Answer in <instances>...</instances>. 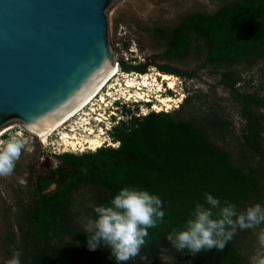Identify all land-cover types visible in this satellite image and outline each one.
<instances>
[{"label": "trees", "instance_id": "1", "mask_svg": "<svg viewBox=\"0 0 264 264\" xmlns=\"http://www.w3.org/2000/svg\"><path fill=\"white\" fill-rule=\"evenodd\" d=\"M166 40V53L176 59L201 57L228 67L262 55L264 49V0H237L212 14L192 12L170 29L156 28ZM150 64L124 66L126 73L144 74ZM163 74L191 77L165 65L152 64ZM240 78L225 69L219 84L241 106L244 121L242 152L237 162L212 143L207 125L176 121L165 112L133 117L115 129L116 149L100 148L94 153L56 156L59 166L36 178L32 200L23 215L20 261L25 264H117L108 246L91 251L84 227L71 210V196L79 186L93 189L86 217H95V206L108 204L122 187H138L158 195L165 216L162 223L148 230L139 255L126 264H156L169 254L177 262L191 264H250L242 253L252 230H238L223 250L215 248L192 255L176 251L166 236L182 230L194 205L203 203L206 193L223 204L233 202L238 210L254 203L264 205V95L247 94L237 88ZM186 102V99L183 101ZM212 115L209 128L219 122ZM220 130V129H219ZM55 184L51 192H45ZM71 238L78 247L65 243Z\"/></svg>", "mask_w": 264, "mask_h": 264}, {"label": "rangeland", "instance_id": "2", "mask_svg": "<svg viewBox=\"0 0 264 264\" xmlns=\"http://www.w3.org/2000/svg\"><path fill=\"white\" fill-rule=\"evenodd\" d=\"M233 1L237 0H119L110 8L107 17L109 44L113 51L112 62H119L121 67L150 64L144 73L150 75L149 77L158 72L152 64L165 65L192 74L191 77L170 75L174 78V89L162 91V95L171 96L175 100H180V103L176 108L171 103L172 109L165 113L172 115L176 121L207 125L205 128L209 140L238 162L242 155L239 143L244 127L240 115L241 106L219 84L220 74L228 69L239 76L240 81L236 85L239 91L264 95V49L262 55L256 54L255 57L226 67L222 64L210 63L204 56L176 59L166 53V40L155 33L156 28L170 29L188 13L212 14ZM119 73L122 82L125 72ZM132 73L137 76L139 74ZM184 99H186L185 103ZM153 100L154 98L150 105H129L125 112L134 111L140 118L144 117L155 112L150 108ZM139 110L144 114L141 115ZM262 113L264 114V110ZM212 115L218 118L220 130L218 124L209 128L208 123ZM5 128L9 130L0 139L15 135L24 141L25 147L12 175L6 178L0 177V264H7L13 250L21 253L23 215L32 200V185L37 177L57 167L59 161L56 156L61 155L52 154L54 149L51 147H42L38 139L29 132L23 131L19 123L8 124ZM262 146L264 148V129ZM101 148L111 147L101 146ZM88 153L94 152L83 154ZM55 187L56 185L52 184L45 192H51ZM92 195L93 189L82 185L71 196V210L82 227L88 219L84 209L89 205ZM261 229H264V224L252 230L251 238L242 246V253L250 262L251 257L259 250L258 233ZM63 241L79 246L71 238L64 237ZM21 264L25 263L22 261ZM156 264L191 263L177 262L169 254L164 253L158 257Z\"/></svg>", "mask_w": 264, "mask_h": 264}, {"label": "water", "instance_id": "3", "mask_svg": "<svg viewBox=\"0 0 264 264\" xmlns=\"http://www.w3.org/2000/svg\"><path fill=\"white\" fill-rule=\"evenodd\" d=\"M119 0H0V130L44 129L110 69Z\"/></svg>", "mask_w": 264, "mask_h": 264}, {"label": "clouds", "instance_id": "4", "mask_svg": "<svg viewBox=\"0 0 264 264\" xmlns=\"http://www.w3.org/2000/svg\"><path fill=\"white\" fill-rule=\"evenodd\" d=\"M149 105V103H147ZM24 141L13 135L0 139V177L12 175L19 160ZM59 165H57L58 167ZM95 217L84 224L88 248L99 245L111 249L117 264L139 255L146 243L148 230L163 222L165 212L161 198L138 187H122L108 204L95 206ZM264 224V205L254 203L243 210L233 202L221 201L206 193L204 202H197L182 230L166 236L176 251L187 249L192 255L215 248L223 250L238 230L254 229ZM259 250L250 264H264V229L258 233ZM7 264H21L20 253L13 250Z\"/></svg>", "mask_w": 264, "mask_h": 264}, {"label": "bare ground", "instance_id": "5", "mask_svg": "<svg viewBox=\"0 0 264 264\" xmlns=\"http://www.w3.org/2000/svg\"><path fill=\"white\" fill-rule=\"evenodd\" d=\"M120 70L118 67H116L113 62L110 67V69L99 79V81L86 93H84L75 104L72 105L69 109H67L64 114H62L57 120H55L52 124L45 127L44 129L36 130V131H28L30 134L36 136L40 139L42 143L46 141V138L53 132L58 131L59 135H61V142L65 144V146H68L70 142L71 148L68 149L69 151H75V152H84L85 149L91 152L96 151L98 148H100L103 144L102 137L98 136L95 137V139H89L87 138L86 141L83 143H79V146L74 144V142L70 139H73L72 135H70L68 132L60 131V127L67 121L72 120L73 118H76L77 115L82 114L81 112H92L95 111L93 109L94 100L99 96V100H103V88L108 86V91H112L113 89L120 90L121 93H128L129 97L135 96L137 99H145V102L151 103L152 99L154 98L153 104L150 106L152 111L160 112L164 111L167 112L172 109L173 107H177V104L180 103V100H175L171 96H165L162 95L163 92L166 90H172L174 89L175 82L174 78L171 77L168 74H163L160 72H156L152 77H149L148 74L144 75H132L129 74H123L124 79L121 82L119 79V73ZM132 76V77H131ZM159 78V79H157ZM164 88V89H163ZM163 89V90H162ZM154 91V93H153ZM163 91V92H162ZM102 92V93H101ZM153 93V94H152ZM126 95V94H125ZM154 95V96H152ZM89 107V109H87ZM84 115V114H83ZM88 115V114H87ZM82 116V115H81ZM7 126V125H6ZM4 126L0 131V137L5 134L9 128H5ZM5 128V130H3ZM72 133L77 132V128L72 126ZM3 132V133H2ZM71 133V134H72ZM76 137V136H75ZM77 138V137H76ZM87 145L85 148L84 145ZM77 150V151H76ZM63 152H66L64 150Z\"/></svg>", "mask_w": 264, "mask_h": 264}, {"label": "built area", "instance_id": "6", "mask_svg": "<svg viewBox=\"0 0 264 264\" xmlns=\"http://www.w3.org/2000/svg\"><path fill=\"white\" fill-rule=\"evenodd\" d=\"M113 64L118 67L120 72L122 73L121 64L119 62H113ZM132 72L125 74H131ZM141 75V74H138ZM119 89V88H117ZM113 89L112 91H108V86L103 88L104 92L103 94V100H99V96L94 100L93 109L95 111L90 112H81L82 114L77 115L76 118H73L72 120H69L65 122L59 129L60 131L68 132L70 135H72L73 139H70L79 146V143H83L86 141L87 138L89 139H95L96 136L102 137L103 144L102 147H111L112 149H116L119 146V142L113 139V133L115 129L122 127V125L127 124L133 117L140 118L139 114L135 113L134 111H131L130 113L126 110V107H129V105H146L148 102H145V99H137L135 96L129 97V94L121 93L120 90ZM126 94V95H125ZM151 103H149L150 105ZM139 105V106H140ZM89 109V107H87ZM139 113H142L141 110H139ZM84 114V115H83ZM88 114V115H87ZM142 113L141 115H143ZM82 115V116H81ZM146 116V115H144ZM72 126L77 128V132L72 133ZM25 131V130H23ZM82 134H81V133ZM59 132L53 131L47 138L44 143L40 141L39 138L34 136L38 139L39 144L46 148L51 147L52 154H63V153H71V154H83L89 152L85 149L84 152H75V151H69L68 149L71 148V143L68 144V146H65L61 141V135L58 134ZM72 133V134H71ZM53 136V137H52ZM77 138H76V137ZM55 137V139H54ZM87 137V138H86ZM55 147V148H54ZM84 147L86 148L87 145L85 143ZM101 148V147H100ZM98 148V149H100ZM66 150V152H63ZM77 151V150H76Z\"/></svg>", "mask_w": 264, "mask_h": 264}]
</instances>
